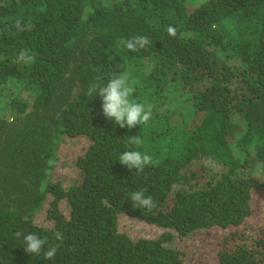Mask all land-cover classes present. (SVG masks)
Returning <instances> with one entry per match:
<instances>
[{
  "label": "trees",
  "instance_id": "16d2710c",
  "mask_svg": "<svg viewBox=\"0 0 264 264\" xmlns=\"http://www.w3.org/2000/svg\"><path fill=\"white\" fill-rule=\"evenodd\" d=\"M137 35L152 44L129 52ZM120 73L146 124L120 128L87 95ZM127 150L152 165L135 174ZM137 190L157 206L134 209ZM260 208L264 0H0V264H264ZM215 229L210 255L190 243ZM17 231L55 258L26 253Z\"/></svg>",
  "mask_w": 264,
  "mask_h": 264
},
{
  "label": "clouds",
  "instance_id": "9594fccd",
  "mask_svg": "<svg viewBox=\"0 0 264 264\" xmlns=\"http://www.w3.org/2000/svg\"><path fill=\"white\" fill-rule=\"evenodd\" d=\"M15 27L21 28L20 20L17 19ZM168 35L175 36L176 28L169 25L166 29ZM123 47L129 52H137L152 44L147 36H133L127 40H122ZM23 58V53L21 54ZM29 59H34L29 57ZM135 89L129 82L126 73L113 75L108 78L107 83H92L88 87L87 95L91 96L96 93L101 98L102 114L109 120L114 121L120 128H133L137 125L146 124L152 117L151 106H145L143 103L136 102L130 97ZM130 145L140 146L143 140L140 136L128 137ZM119 163L126 166L129 170L134 169L135 174L139 175L144 172L146 166L153 163V158L147 153H141L137 150H127L121 152L118 157ZM49 163H52L51 161ZM130 199L133 202L132 207L143 208L147 211L153 210L157 205L151 195H145V190H137L130 193ZM50 207V206H49ZM17 238L23 237L24 251L31 255H42L45 260H53L57 253V245H49L47 237H40L34 233L24 234L20 231L14 233ZM53 237L56 241H62L64 234L55 230ZM48 245L46 248L45 246Z\"/></svg>",
  "mask_w": 264,
  "mask_h": 264
},
{
  "label": "rangeland",
  "instance_id": "374dc122",
  "mask_svg": "<svg viewBox=\"0 0 264 264\" xmlns=\"http://www.w3.org/2000/svg\"><path fill=\"white\" fill-rule=\"evenodd\" d=\"M74 141H77V140H74ZM73 141H69V143H72ZM51 200V195L49 193H47L45 195V198L44 200L42 201L41 205H40V208L38 210V214L36 216V221L37 222H44V223H48V221L46 220V212L47 210L49 209V201ZM59 208H60V211L65 215V216H68V205L67 203L64 201V200H61L60 203H59ZM258 217V218H264V208H260L258 211H255L254 215L252 214L250 218L252 217ZM251 231L255 232V229H251ZM218 232H220L219 229H215V230H210L208 231L207 233V240L212 238V236H217V235H220ZM146 233V230L145 228H143V230L141 231V233H139L138 236H140L141 234H144ZM145 235V234H144ZM193 235V234H192ZM190 235V236H192ZM201 234H196V235H193L191 237V242L190 243H194L195 245H198L200 246V243H202V245H204V242L207 244L208 248H205V250H202V253H204L206 256L210 255L211 253L214 252V244H213V241L211 240H206L202 238V236H200ZM190 238V237H189ZM176 244V241L174 242ZM201 245V246H202ZM206 247V246H205Z\"/></svg>",
  "mask_w": 264,
  "mask_h": 264
}]
</instances>
